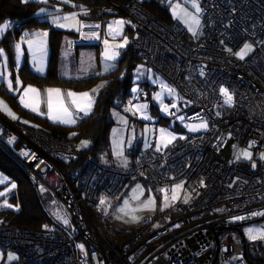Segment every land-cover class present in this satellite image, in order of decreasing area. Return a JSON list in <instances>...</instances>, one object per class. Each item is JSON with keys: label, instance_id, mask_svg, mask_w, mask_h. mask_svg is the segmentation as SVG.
Instances as JSON below:
<instances>
[{"label": "built area", "instance_id": "2783aa9c", "mask_svg": "<svg viewBox=\"0 0 264 264\" xmlns=\"http://www.w3.org/2000/svg\"><path fill=\"white\" fill-rule=\"evenodd\" d=\"M160 1L180 5L183 0ZM193 1L201 23L196 37L187 40L181 24L159 20L127 0L121 9L133 31L123 52L129 50L177 93L184 109L172 111L170 119L183 127L206 119L205 132L160 152L139 150L132 165L120 169L79 150L73 140L0 114V141L51 190L59 207L57 221L40 230L0 224V249L17 253L14 264H226L242 255L236 235L220 239L211 224L239 213L264 216V0ZM112 14L80 19L81 31L90 25L101 32L105 24L125 18ZM98 42L80 36L70 45ZM245 44L252 51L241 59ZM136 98L149 101L148 92L143 89ZM75 117L84 118L78 112ZM241 148L259 156L254 166L236 158ZM137 180L152 181L166 194L181 185L175 208L182 215L156 228L148 223L123 243H113L89 210L96 209L99 197H115L126 182ZM185 191L193 193L188 206L181 204Z\"/></svg>", "mask_w": 264, "mask_h": 264}, {"label": "rangeland", "instance_id": "374dc122", "mask_svg": "<svg viewBox=\"0 0 264 264\" xmlns=\"http://www.w3.org/2000/svg\"><path fill=\"white\" fill-rule=\"evenodd\" d=\"M36 1L41 3V5L43 4L37 11L36 16L46 20L54 28L65 32L59 49L58 60L60 59V61H58L59 64L57 65L58 78L66 81H82L95 78V86L87 90L94 101L96 98L95 96H97L106 84V76L116 70L117 62L120 59L123 49H125L130 42L133 31L132 22L126 18V12H123L125 18H117L105 24L101 34L93 29L95 28L94 26L90 25H85L84 31H81L80 19L86 16V11L84 9L64 11V5L62 4L52 3L53 5L48 7L51 1ZM160 4L167 6L170 20L178 22L186 30L187 40L196 37L199 27L196 29L195 34H193V32L189 30V25L184 22L183 18V13L186 11L196 16L201 23L200 10L197 12L196 8L193 7V4L198 6L195 1L183 0L180 5H167V3L160 1ZM110 11L109 13L112 15ZM64 17H75V19L65 20ZM120 21H123V23H118ZM3 25H7V28L0 31V39L7 31L8 26H10L7 21L0 23V27ZM45 33L47 35H44ZM80 36L88 43L90 41H99L98 47H94L95 45L89 46L87 44H81L84 45V47L68 48L66 43L67 39H77L80 38ZM125 39H127V44H125L124 47H116L119 44H123ZM47 40L48 32L42 29L32 32L25 31L15 42V49H17L15 78H17V83L20 86L23 82L17 77V71L22 67L23 63L26 62L24 50L31 56V64H28V66L33 72H35L33 67L36 68V70H42V73L47 72L46 68L48 64H45L43 60L44 48L39 42L42 41L43 44V41ZM30 42L32 44L31 47L29 46ZM17 45H19V48H17ZM242 50H244V46L241 51ZM251 51L252 49L247 51L245 56L249 55ZM112 52L116 53L115 58L107 59L106 53L111 54ZM48 53L49 50L46 52V56ZM12 74L13 72L8 68V61L4 53L1 52L0 83L5 84L11 92H13L12 86L14 84ZM131 80L132 85L128 98L124 103H116L109 113V118L113 122V126L109 132V149L111 150L114 164H111V161H105V159L102 161L104 164L112 165L120 169H127L128 167L126 166L129 160L128 153L133 154L137 152V150L144 149H152L155 152H160L187 136L199 134L207 130L206 119L188 122L183 127L178 125L175 120L169 118L172 111L179 114L184 109V106L181 105L182 102L174 89L158 75L153 73L145 64H137L131 72ZM9 85H11V87ZM143 89L148 92L149 101H142L136 98L138 93ZM168 89H172V91L170 92ZM15 94L16 93H14V95ZM0 101L3 102V99L0 98ZM1 113L6 114L3 110H0V114ZM9 118L13 119L11 115H9ZM199 124H204L206 127L199 128L196 131L191 130L190 126ZM162 130L166 134L164 141L161 140ZM169 138H172L171 142L167 143ZM76 144L79 150H88L90 146V143L85 139L76 141ZM245 152L250 154V158L244 157L243 154ZM258 157L259 156L249 148H241L236 154L237 159L248 164L251 163L252 166L256 164L255 158ZM31 181L43 209L46 211L48 217H50L51 222L54 223V221H57L59 207L51 190H47L43 182L34 176H30V182ZM13 185H15V183L9 176L0 171V214L1 211L5 209H17V205L10 200L11 196L16 191V186L13 187ZM177 185L179 184H174L171 187L170 193L166 194L162 186L152 181H128L123 185L122 189L115 197H99L96 209L90 210L89 214L93 217L95 222L97 221V225L101 224V226H103L102 232L107 237H112L114 233L110 228L106 227L105 222H110L115 226V229L121 231L141 229L148 225V223H153V227L156 228L171 220L170 214L172 207L179 202L182 194V187L177 188ZM189 194L188 191L184 192V203L185 200L188 201ZM165 205H167V207H165ZM260 218L261 217H256L247 213H239L225 218V224L228 226L234 224L238 225L245 242L250 245V247H252V245H262L264 247V236L260 235V233L264 231V219L258 221ZM249 229L253 230L251 236H255V239L250 238ZM234 233L235 230L233 231V229L225 230L219 236L220 239H224L233 236ZM17 259V253L12 251L5 252L0 249V264H14ZM226 264H246V261L244 256L241 255L232 258Z\"/></svg>", "mask_w": 264, "mask_h": 264}, {"label": "trees", "instance_id": "16d2710c", "mask_svg": "<svg viewBox=\"0 0 264 264\" xmlns=\"http://www.w3.org/2000/svg\"><path fill=\"white\" fill-rule=\"evenodd\" d=\"M49 1H51V3L48 4V7H51L54 3L62 4L64 5V11L84 9L87 15L81 19L94 21L101 20L110 15V10H112L110 12H115L116 15L123 14L121 7L127 0ZM136 1L159 20L166 23L171 21L168 15L167 6L161 5L160 0ZM42 5L36 0H0V23L7 21L8 25H11L12 23L14 24L12 28L7 29L0 39V50L5 51L9 57V62H12V46L23 35V32L44 29L48 32L47 42L49 49V60L46 74L44 76L35 74L27 63L24 62L22 67L17 71V77L21 79L23 84L30 83L37 87L55 85L77 91L89 90L95 86V78H89L82 81H66L58 78L57 65L59 61V49L65 32L54 28L49 22L36 16L37 11ZM139 63H142V61L130 53L129 50L122 52L120 59L117 62L116 70L106 76V84L97 94L91 113L84 118L79 119L73 128L52 126L46 121L39 120H36L35 122L39 123L40 126L32 128L42 130L53 137L62 140L69 139L76 142L78 139H88L90 140L91 145L88 150L82 151L91 152L97 159L103 152L110 155L109 132L113 126V122L109 118V113L116 103H124L128 98L130 87L132 85L131 72ZM12 70V76L15 78L16 74L13 65ZM0 96L8 98L11 102H14L13 98L15 96H12L7 92L3 83H0ZM138 151L139 150H137V152ZM137 152L133 153L132 157ZM0 171L9 176V178L15 183L16 191L11 196L10 200L17 205L16 210L5 209L1 211V224H8L32 230H40L41 228L52 225L53 223L51 222L50 217H48L38 199L35 187L31 185L29 170L20 163V161L1 141ZM181 215V213L176 214L175 212H171V220L179 218ZM90 218L96 226L99 225L98 229L102 232L103 226H101V224L97 225V221L95 222L93 217L90 216ZM262 219H264V216L258 219V221ZM105 223L106 227L110 228L114 233L112 237H108L113 243H123L131 235L140 230L133 229L121 231L115 229V226L110 222ZM225 223V220L222 219L217 223H212L211 226L218 230L219 235L225 230H235L234 235H236L238 240L242 243V255L244 256L246 264H264V247L262 245H252V247H250V245L245 242L238 225L234 224L228 226ZM215 264H218V261Z\"/></svg>", "mask_w": 264, "mask_h": 264}, {"label": "crops", "instance_id": "0c3cea01", "mask_svg": "<svg viewBox=\"0 0 264 264\" xmlns=\"http://www.w3.org/2000/svg\"><path fill=\"white\" fill-rule=\"evenodd\" d=\"M102 29H103V27H102ZM101 32H102V30H101ZM101 32H100V34H101ZM71 39H73V38H69L66 41L67 46L70 49H71V45H70V40ZM39 42L41 43L40 45L41 46L43 45V48H44L43 60L45 61V64L46 63L48 64L49 53L46 56V52L49 50L48 49V42L47 41H43V44H42V41H39ZM15 45H16V43L13 44V46H12V53H11L12 54V62H9V57L7 56V54L5 53V51L0 50V59H1V52H2V53H4V55H5V57H6L7 61H8V68H9L10 71H13L12 70V65H13V69L14 70H15V66H16V58H17V51L16 50L17 49H15ZM81 46L84 47V45L79 44V45L75 46L74 48L81 47ZM94 47H98V46H94ZM24 52H25V55H24L25 61H26L27 65L28 64L30 65L31 64V62H30L31 56H30V54H28V52L26 50H24ZM59 61H60V59H59ZM33 69L35 71V74H37L39 76H44L46 74V72L42 73V70L41 71L40 70H36V68H34V67H33ZM13 81H14V84L12 86L13 87L12 91L14 93H16L15 95H14L13 92H11V91L8 90V87L7 86H5V88H6V90H7V92L9 94H11L12 96H15L13 98L14 99V102H11V100L8 99V98L1 97L0 96V98H2L3 99V102L5 103V104L4 103L3 104L7 106V110H10V112L16 116L15 119L14 118L13 119L12 118H9L8 111L7 110H3V111H5L6 114L1 113V115L4 116L7 120H9L11 122H14V123L21 124V125L26 126V127H31V128L32 127L40 126L39 123L35 122L36 120L46 121L49 125H52V126H61V127H67V128H73L77 124V122L79 120V118L75 117V112H77V110L75 109V106L72 105V103H71L72 98L71 97H68L67 93L73 92V93H76L77 95H79V94H83V93H88L87 90L77 91V90H73V89H70V88L58 87V86H55V85H47V86H43V87H37V86H35L33 84H30V83L23 84V85L20 86L17 83V78H13ZM28 87H32V88L37 89L39 91V93L41 94L42 99H45V100H46V97H47V92H46L47 89H58V90H60V93H61L60 99L73 112V118L75 119V123H59V122H55L52 119H49L48 118V110H47V107H46V103H41L39 112H33V111H31L30 108L24 107V105L21 103V98L24 95V91ZM94 101L92 103V107L89 110L88 115L92 111ZM78 113H80L83 117L87 116V115H85L82 112H78ZM79 140H81V139H78L77 141H79ZM85 140H87L90 143V145H91L90 140H88V139H85ZM76 146H77V144H76ZM128 154L127 155H128V159L129 160H128V163H127V166L126 167H130L132 165V160H133L132 153H128ZM104 159H105V161L108 160L109 162L111 161L110 162L111 164H114L113 161H112L113 157H112L111 150H110V155H108L106 152L105 153L103 152V153H101L98 156V160L100 162H102ZM188 192L190 194H189L187 203H184V193H183V199H182V202H181V204H183L185 206L186 205L188 206V204L190 203V201H191V199L193 197V193L190 192V191H188ZM176 204L173 205L171 212H175L176 214H179L178 211H177V209L175 208ZM170 217H171V214H170Z\"/></svg>", "mask_w": 264, "mask_h": 264}, {"label": "snow or ice", "instance_id": "6c2138e0", "mask_svg": "<svg viewBox=\"0 0 264 264\" xmlns=\"http://www.w3.org/2000/svg\"><path fill=\"white\" fill-rule=\"evenodd\" d=\"M193 7L196 8L197 12H199L198 6L193 4ZM183 18H184V22L189 25V30L192 31L193 34H195L196 29L199 27V24H200L199 19L196 16L191 15L190 13H187L186 11L183 13ZM64 19L65 20L75 19V17H64ZM118 23L122 24L123 21H120ZM6 28H7V25H3L2 27H0V31H3ZM44 35H47V34L45 33ZM125 44H127V39L124 40L123 44H119L116 47H124ZM29 46L30 47L32 46L31 42L29 43ZM17 48H19V45H17ZM250 50H251V46L248 44H245L244 50H242L239 53L240 58L243 59L246 52L250 51ZM115 55H116L115 52H112L111 54L106 53V58L107 59H113V58H115ZM9 86L11 87V85H9ZM168 90L170 92L172 91V89H168ZM93 91H96V90H93ZM221 91L227 95V93L225 92L224 89H221ZM46 92H47V97L45 100V99H42L41 94L39 93V91L37 89L32 88V87H28L24 91V95L21 98V103L24 105V107L30 108L31 111H33V112H39L41 103H46L49 119H52L55 122H59V123H75V119L73 118V112L60 99V97H61L60 90H58V89H47ZM67 95H68V97L72 98L71 103H72V105L75 106V109L77 110V112H82L85 115H88L89 110L91 109L92 103H93V98L89 93H83V94L77 95L76 93L69 92V93H67ZM231 99H232V97L228 96L229 102L231 101ZM0 110H7V106L4 105L2 101H0ZM7 111H8V114L11 115L14 119L16 118L14 116V114H12L10 112V110H7ZM202 127H206V125L199 124V125L190 126L192 131H196ZM165 136H166V134L162 130L161 131V140L162 141L165 140ZM171 139L172 138H169L167 140V143H170ZM243 155L245 158H250V154L247 152H245ZM262 158H264V157H262ZM14 186L15 185H13V187ZM179 187H181V185H177V188H179ZM185 203H187V200H185ZM165 207H167V205H165ZM252 232H253V230L249 229L250 238L255 239L256 238L255 236H251ZM260 235L264 236V231H262L260 233Z\"/></svg>", "mask_w": 264, "mask_h": 264}, {"label": "water", "instance_id": "95a60500", "mask_svg": "<svg viewBox=\"0 0 264 264\" xmlns=\"http://www.w3.org/2000/svg\"><path fill=\"white\" fill-rule=\"evenodd\" d=\"M214 262H215V261H212V263H211V264H214Z\"/></svg>", "mask_w": 264, "mask_h": 264}]
</instances>
